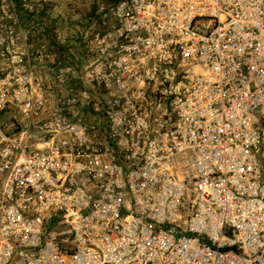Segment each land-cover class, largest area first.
Returning <instances> with one entry per match:
<instances>
[{"label": "built area", "instance_id": "2783aa9c", "mask_svg": "<svg viewBox=\"0 0 264 264\" xmlns=\"http://www.w3.org/2000/svg\"><path fill=\"white\" fill-rule=\"evenodd\" d=\"M70 2L0 0V264H264V0Z\"/></svg>", "mask_w": 264, "mask_h": 264}, {"label": "rangeland", "instance_id": "374dc122", "mask_svg": "<svg viewBox=\"0 0 264 264\" xmlns=\"http://www.w3.org/2000/svg\"><path fill=\"white\" fill-rule=\"evenodd\" d=\"M101 0H71L70 5H62L53 10V14H57V25H65L72 34L71 40L78 38L79 29L84 27V23L78 24L76 18L85 17L89 14L94 5ZM106 1V0H103Z\"/></svg>", "mask_w": 264, "mask_h": 264}]
</instances>
